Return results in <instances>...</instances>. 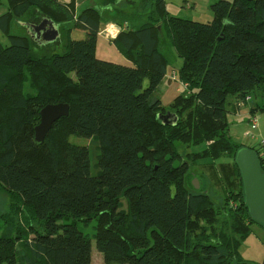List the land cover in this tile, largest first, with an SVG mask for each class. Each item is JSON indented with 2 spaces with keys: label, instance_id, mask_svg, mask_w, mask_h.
Wrapping results in <instances>:
<instances>
[{
  "label": "trees",
  "instance_id": "1",
  "mask_svg": "<svg viewBox=\"0 0 264 264\" xmlns=\"http://www.w3.org/2000/svg\"><path fill=\"white\" fill-rule=\"evenodd\" d=\"M155 1L157 14L167 15L165 0ZM7 2L0 16L9 42L0 40V186L18 203L28 231L0 235V264H17L18 246L24 264H93L92 239L79 227L85 217L97 221L103 264H187L190 256L198 264H254L240 254L255 224L234 161L246 145L232 139L228 115L231 97L239 111L248 96L264 94V0H220L209 23L167 16L164 31L183 60L179 77L187 86L168 107L161 98L170 61L152 18L112 40L132 63L122 65L97 57L101 21L87 9L77 14L59 0ZM33 10L60 29L73 22L85 38L63 30V51L55 52L48 48L61 37L40 47L27 31L37 51L27 36L11 32L12 23L27 30L20 22L30 23L22 19ZM58 103L69 104V115L37 142L41 110ZM71 136L96 143L100 173H93L90 146ZM177 142L190 146V161ZM224 156L232 163L229 176L220 177L228 191L223 201L241 240L235 246L219 236L189 249L194 216L215 201L214 183L199 167ZM196 175L207 179L206 191L190 183Z\"/></svg>",
  "mask_w": 264,
  "mask_h": 264
},
{
  "label": "rangeland",
  "instance_id": "2",
  "mask_svg": "<svg viewBox=\"0 0 264 264\" xmlns=\"http://www.w3.org/2000/svg\"><path fill=\"white\" fill-rule=\"evenodd\" d=\"M59 1L67 4L72 3L75 8L80 7V9H87L85 11H87L89 14L91 13L95 15L100 19L101 29H104L106 24H110L112 22L111 25L117 23L123 25L126 23V25H129V30H132L142 23L150 21L152 18L155 27L159 30L161 35L162 50L170 61L169 69H171L170 71L172 72H177V70H180L182 67L183 60L178 56L174 47L167 40V36L164 31V28L167 25V16L194 22L209 23L212 22L214 18L212 5L220 0H165V12L167 15L162 16H159L156 12L155 0H86L81 5H78L76 0H70V3H68L69 0ZM43 17L44 16L42 12L33 10L22 20L39 22V20ZM16 29L20 33L24 34V36H27L28 38L30 37L26 33L25 28L16 25ZM111 29L113 28L111 27ZM61 35L62 37H65L66 33L63 32ZM62 37L57 43H55L57 45L48 48V50L62 52L65 41V39ZM83 38H85V33L82 31H77V33L73 35V39L75 40H80ZM98 39V44L100 43L97 53L98 58L122 65H131V61H128L129 59L126 58V56L121 51H119L115 45L106 43L102 36H100ZM29 40L31 45L34 46V49L39 51V46L36 44V42L30 38ZM40 53L41 52L38 54ZM23 92L26 95L33 93L30 91L28 81H26ZM257 94L252 97V101H254L253 106L260 108L257 109L254 114L250 115L248 112V109L251 107V103H246L241 105L240 112H236L235 115L231 113L228 115V121L231 125V135L233 136L234 142L237 144L256 147L259 141L264 140V94ZM232 100L233 99L231 97L229 102L231 103ZM253 115L258 117V129L254 132V140L245 135L247 131L251 130L248 121L252 119ZM70 141L74 144L90 146L91 152L94 153L93 173L97 174L98 171L100 173V168L96 163L98 151L100 154V149L97 150L96 143L92 140L78 136H71ZM176 146V150L183 154L182 159L185 161H190V155L187 154L189 152L188 147L190 146L182 142H177ZM192 149L195 151L200 150L199 147H192ZM231 163L232 161L228 156H224L216 161H213L212 159H206L201 162L202 166L199 167L201 168L200 170L206 173L210 180H212L214 183V186L212 183L211 184L213 188L212 194L215 196V201L210 200L201 204L197 214L194 216V223L190 230L192 243L190 244L189 249H192L195 244L200 246L210 245L215 239H218L219 236H225L228 240H233L235 246L236 242L241 240V234L236 233L234 230V215L230 210L232 207L229 206L226 208L227 201H223L224 197L228 195V191L225 189L223 190V187L225 188V186L221 185L222 181H220V177L225 178L229 176V164ZM191 170L194 171L193 168ZM194 178H197L198 182L202 183V191H206V189H208L209 184L206 178L199 177L197 175L191 176V184ZM123 203L125 208L126 203ZM16 204L18 203L13 198V195L0 186V235L7 233L18 234V229H21L23 233L28 231V226L24 223L22 219L23 217H21V215L17 212ZM79 227L92 239L93 264H103V255L97 250L94 240L97 221L85 217L82 220H79ZM251 227L253 235L251 234L248 237L247 241L243 244L240 253L243 258L252 261V263L262 264L264 261V237L262 234H260L262 232H259V230L263 229L259 228V226L255 224H253ZM16 256H18L17 264H24V260L22 259L23 254L20 246L17 248ZM187 264H198V258L195 256H190L187 259Z\"/></svg>",
  "mask_w": 264,
  "mask_h": 264
},
{
  "label": "water",
  "instance_id": "3",
  "mask_svg": "<svg viewBox=\"0 0 264 264\" xmlns=\"http://www.w3.org/2000/svg\"><path fill=\"white\" fill-rule=\"evenodd\" d=\"M86 0H77L81 5ZM20 24L26 27L33 39L40 45H48L56 42L61 37L60 25L52 19L43 18L39 23ZM69 115V104H48L40 112V123L35 128V138L43 143L54 124ZM235 164L239 170L242 184L244 202L248 208L249 217L252 221L264 228V171L258 152L253 148L239 147L234 157ZM196 190L201 188L197 178L193 180Z\"/></svg>",
  "mask_w": 264,
  "mask_h": 264
},
{
  "label": "crops",
  "instance_id": "4",
  "mask_svg": "<svg viewBox=\"0 0 264 264\" xmlns=\"http://www.w3.org/2000/svg\"><path fill=\"white\" fill-rule=\"evenodd\" d=\"M72 1V0H71ZM70 0H69V2L68 3H70L71 2ZM77 1V0H76ZM78 4V3H77ZM76 10H77V14H79L80 12H82L83 10H85V8H82V9H80V7H76ZM8 11V2H7V0H0V16H2L3 14H5L6 12ZM43 18H41L40 20H39V22L42 20ZM39 22H32V23H34V24H37V23H39ZM112 23V22H111ZM110 23V24H111ZM105 24V23H104ZM16 23H12V25H11V32H13V33H19V34H22V33H20L17 29H16ZM73 22H67V23H64L63 25H62V28L60 29V32L62 31L63 32V30H70L71 29V37L73 38V35H75V33H77V30H74L73 29ZM106 25H108V24H106ZM28 31V29L26 30V33H28L27 32ZM100 36H102V35H99V37ZM104 38V37H103ZM0 40L2 41V43H4V44H7V41H8V39L1 33V31H0ZM99 40V39H98ZM104 40H105V42L106 43H111V44H113L112 43V41H109V40H107V39H105L104 38ZM9 43V42H8ZM99 45H100V43L98 44L97 43V49H96V55H97V53H98V49H99ZM114 45V44H113ZM40 47H44V46H46V45H39ZM98 57V56H97ZM101 59V58H100ZM129 61V60H128ZM131 65H132V63H131ZM170 67V66H169ZM171 69H169L168 68V74L166 75V79H165V83L163 84V91H164V93H163V96H162V103H163V106H165V107H168V106H170L173 102H174V100L181 94V93H183V92H185L186 90H185V88H184V85H183V83L181 82V80H180V77H179V70H177V72H172V71H170ZM176 70V69H175ZM172 72V73H171ZM253 102L254 101H252L251 100V102H249V103H251V107L248 109L249 111V113H250V115H252V114H254V112H256L257 111V109H259L260 107H256V106H253ZM230 111H231V114H234L235 115V113L236 112H240V110L238 111L237 109H236V107H235V98L232 100V102H231V105H230ZM246 115V114H245ZM244 115V116H245ZM249 116V115H248ZM248 116H246V117H248ZM238 117V116H237ZM249 122V121H248ZM229 133H230V135H231V125H230V130H229ZM232 136V135H231ZM232 139H233V136H232ZM247 146V145H246ZM260 228V227H259ZM261 229H263V228H261ZM259 232H262V233H260V234H262L263 235V237H264V229L263 230H259ZM253 235V234H252ZM248 239V238H247ZM247 239L242 243V245H241V248H240V251H241V249H242V246H243V244L247 241ZM241 254V253H240ZM242 256V255H241ZM243 258V257H242ZM245 261H247V262H252V261H250V260H247V259H245V258H243Z\"/></svg>",
  "mask_w": 264,
  "mask_h": 264
},
{
  "label": "built area",
  "instance_id": "5",
  "mask_svg": "<svg viewBox=\"0 0 264 264\" xmlns=\"http://www.w3.org/2000/svg\"><path fill=\"white\" fill-rule=\"evenodd\" d=\"M111 27L113 29H111ZM128 28V25L123 24V25H119V24H108L106 25V27L104 29H102L100 31V34L107 40L112 41L114 39H116V37L120 34L121 31L126 30ZM184 87L186 88L187 86L185 84H183ZM252 97L248 96L246 98V100L244 102H241L242 104H246L251 102ZM249 126L251 128V130L246 132V136L250 137L251 139L254 140L255 138V131L258 129V117H256L255 115L252 116V119L249 120ZM256 149L258 150V155L259 157H261V161H262V166H264V140H261L257 143L256 145ZM263 171H264V167H262Z\"/></svg>",
  "mask_w": 264,
  "mask_h": 264
},
{
  "label": "flooded vegetation",
  "instance_id": "6",
  "mask_svg": "<svg viewBox=\"0 0 264 264\" xmlns=\"http://www.w3.org/2000/svg\"><path fill=\"white\" fill-rule=\"evenodd\" d=\"M29 32V31H28Z\"/></svg>",
  "mask_w": 264,
  "mask_h": 264
}]
</instances>
